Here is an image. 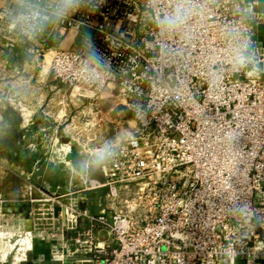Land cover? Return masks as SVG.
I'll return each instance as SVG.
<instances>
[{
  "label": "built area",
  "instance_id": "1",
  "mask_svg": "<svg viewBox=\"0 0 264 264\" xmlns=\"http://www.w3.org/2000/svg\"><path fill=\"white\" fill-rule=\"evenodd\" d=\"M14 2L0 7L1 40L18 43L45 32L57 44L66 32L77 40L58 44L50 64L52 80L70 90L67 105H82L66 114L68 128L90 133L91 120L108 114L106 97L120 98L121 111L134 121L125 137L108 136L100 126L104 134L88 137L87 149L66 137L76 155L89 153L82 160L91 161L108 142L116 155L98 165L99 177L82 170L83 186L68 197L45 192L47 224L61 239L52 254L61 264L264 258V48L253 33L264 10L257 2L203 0V16L166 36L147 0H86L43 30L38 17L54 0ZM86 32L103 66L89 57ZM25 234L29 246L11 264L32 248V232Z\"/></svg>",
  "mask_w": 264,
  "mask_h": 264
},
{
  "label": "rangeland",
  "instance_id": "2",
  "mask_svg": "<svg viewBox=\"0 0 264 264\" xmlns=\"http://www.w3.org/2000/svg\"><path fill=\"white\" fill-rule=\"evenodd\" d=\"M54 44L57 46V43L48 40L47 46L36 54L29 67L31 72L26 73L23 82L22 72L15 77H6L0 71V264L13 263L14 257H18L22 252L19 248L27 249L30 243L29 236L25 234L29 230L22 226V215L14 213L16 211L12 212L13 202L20 201L22 204V198H32L34 207H42L44 217L47 207L50 206V198L41 190L42 188L26 179L17 170L23 169L25 174H29L31 179L35 180L34 182L68 197L67 193L83 186L82 170L75 167L76 162L83 161L80 158L81 154L85 159L90 155L85 151L80 155L74 154L72 149H69L70 144H65L61 136L77 140L87 149L90 143L87 141L88 137L98 138L104 134L100 126L106 128L108 136L117 133L125 137L130 134L134 125L128 120L129 113L121 111V99L106 97L104 102L107 104L108 114L105 117L97 115L91 120L90 133L82 131L77 134L75 129L66 126L69 123V119H66L68 111L70 115L75 114L82 105L80 102L79 106L78 103L75 106L72 103L67 105L64 97L70 90L68 88L65 90L62 84L55 83L51 78L50 64L55 49L48 48V45L50 47ZM7 79L15 82H7ZM36 87L40 90L34 93ZM84 93L87 97L91 95L88 91ZM87 100L91 99L84 100V104ZM33 104L38 105V112L44 110L48 114L45 116H52V120L46 123L47 120L43 119L44 122L38 126L34 122L32 128L28 129L29 134L22 136V123L28 120L24 121L23 111H27ZM40 114V118L44 116V113ZM25 137L29 138L28 145H22ZM3 159H7L16 169L8 166ZM88 170L92 175L99 173L97 164L89 165ZM39 196L47 201H38Z\"/></svg>",
  "mask_w": 264,
  "mask_h": 264
},
{
  "label": "crops",
  "instance_id": "3",
  "mask_svg": "<svg viewBox=\"0 0 264 264\" xmlns=\"http://www.w3.org/2000/svg\"><path fill=\"white\" fill-rule=\"evenodd\" d=\"M242 4L248 5L250 2H257L256 8L259 10H264V0H240ZM14 0H0V7L7 6L9 4H14ZM254 39L258 45L264 48V21L258 24L254 28ZM51 40L53 43L55 40L49 38L47 33H43L38 38H29V39H21L18 43H9L0 39V71L3 76L6 77H15L16 74L22 72V82L23 78H26V73L31 72V62L35 59L36 54L43 50L45 46H47V41ZM77 40L74 38L71 32H66L63 39L60 41V46L69 47L73 42ZM57 44V45H58ZM57 46L54 44L48 48H56ZM31 76V75H30ZM11 81L12 83L15 80L7 79V82ZM35 84V83H34ZM39 87L34 88V93L39 92ZM37 99V96L36 98ZM31 101V100H30ZM37 105V104H36ZM35 104L29 106L28 110L31 111L29 114L28 120L25 123H22V136L25 134L28 135V131L32 128V124L35 122L37 126L42 124L46 119V123H50L52 120V116L48 115L44 110H40L38 112V105ZM40 113H44V116L40 118ZM49 117V119H48ZM51 118V119H50ZM50 120V121H49ZM29 129V130H28ZM40 129H43L40 127ZM29 138L24 139L22 145H28ZM23 168V166H22ZM22 171H24L22 169ZM72 173V172H71ZM31 174V173H30ZM94 177H99L100 174H93ZM32 181H35L32 179ZM31 181V182H32ZM34 183V182H33ZM38 183V182H35ZM43 190V192L49 191L50 193H55L57 191L52 192L44 185L38 183ZM39 187V186H38ZM40 188V187H39ZM64 188V187H63ZM60 193V192H58ZM37 198H40L37 197ZM13 210L12 212L18 213L22 215V226L25 229H28L32 232V248L27 252V258L25 260H21L19 264H61L60 259L52 254V248L57 246L61 239L54 232L48 224L47 216L44 215V211H41L42 207L33 206L32 198H22V204L20 201L13 202ZM50 205V204H49ZM11 211V210H10ZM81 225H85L84 220H81ZM249 224L248 221H243L242 233L244 235L249 234ZM3 264V263H2ZM9 264V263H8ZM11 264V263H10ZM235 264H244L241 259H238ZM255 264H264V258L258 259Z\"/></svg>",
  "mask_w": 264,
  "mask_h": 264
},
{
  "label": "clouds",
  "instance_id": "4",
  "mask_svg": "<svg viewBox=\"0 0 264 264\" xmlns=\"http://www.w3.org/2000/svg\"><path fill=\"white\" fill-rule=\"evenodd\" d=\"M85 2L86 0H54L50 10L38 17L36 27L43 30L48 22L63 20L74 12L79 11ZM90 2L98 5L103 0H90ZM147 7L154 22L158 25L161 35L165 36L180 32L188 25L194 15L203 16L207 11L203 0H147ZM84 41L89 49V57L98 65L103 66V59L95 48L90 32L84 34ZM114 155H116L114 143L108 142L94 150V156L91 161H77L75 167L78 170H86L90 163L94 162L99 165Z\"/></svg>",
  "mask_w": 264,
  "mask_h": 264
},
{
  "label": "water",
  "instance_id": "5",
  "mask_svg": "<svg viewBox=\"0 0 264 264\" xmlns=\"http://www.w3.org/2000/svg\"><path fill=\"white\" fill-rule=\"evenodd\" d=\"M130 116H131V114H130ZM63 140H64V142H67V141H68V138L64 137ZM72 152H73L74 154H76V151H75L74 148H72ZM3 162H5L8 166L12 167L13 169H16V168H14L15 166H14L13 164H9V162H8L7 159H3ZM17 171H18L19 173H21L22 176H24L26 179H29V180L32 181L31 176H30L29 174L27 175V174L24 173V171H21V170H17ZM32 182H34V181H32ZM34 184H36L37 186H40L38 183H35V182H34ZM40 187H41V186H40ZM41 188H42V187H41ZM47 192H49V191H47ZM49 193H50V192H49Z\"/></svg>",
  "mask_w": 264,
  "mask_h": 264
},
{
  "label": "bare ground",
  "instance_id": "6",
  "mask_svg": "<svg viewBox=\"0 0 264 264\" xmlns=\"http://www.w3.org/2000/svg\"><path fill=\"white\" fill-rule=\"evenodd\" d=\"M45 70H46V68H45ZM23 107V106H22ZM24 110V109H23ZM31 113V111H23V118H24V121H26L27 119H28V117H29V114ZM129 122L131 123V124H133L134 123V121H133V119H130L129 120ZM67 146V145H66ZM66 146H64V147H66ZM68 147V146H67ZM63 149V148H62ZM66 152V151H65ZM66 154H67V152H66ZM4 256V255H3Z\"/></svg>",
  "mask_w": 264,
  "mask_h": 264
}]
</instances>
